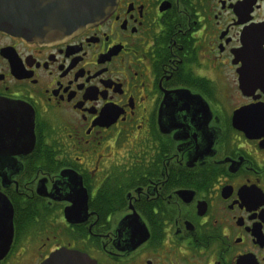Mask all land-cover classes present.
<instances>
[{"label": "flooded vegetation", "instance_id": "flooded-vegetation-1", "mask_svg": "<svg viewBox=\"0 0 264 264\" xmlns=\"http://www.w3.org/2000/svg\"><path fill=\"white\" fill-rule=\"evenodd\" d=\"M62 248L264 264V0H117L48 41L0 27V264Z\"/></svg>", "mask_w": 264, "mask_h": 264}, {"label": "water", "instance_id": "water-1", "mask_svg": "<svg viewBox=\"0 0 264 264\" xmlns=\"http://www.w3.org/2000/svg\"><path fill=\"white\" fill-rule=\"evenodd\" d=\"M117 0H0V11L22 13L10 16L20 24L0 26L24 32L36 41H48L59 35L72 34L103 22L112 13ZM47 5L50 7L47 8ZM29 18V19H28ZM8 19V18H7ZM26 29V30H25ZM70 210L66 211L68 217ZM42 264H96L87 256L67 249L53 253Z\"/></svg>", "mask_w": 264, "mask_h": 264}]
</instances>
